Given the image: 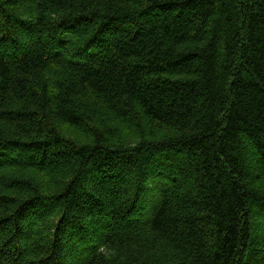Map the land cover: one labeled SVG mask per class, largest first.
<instances>
[{
  "label": "trees",
  "instance_id": "trees-1",
  "mask_svg": "<svg viewBox=\"0 0 264 264\" xmlns=\"http://www.w3.org/2000/svg\"><path fill=\"white\" fill-rule=\"evenodd\" d=\"M0 264H264V0H0Z\"/></svg>",
  "mask_w": 264,
  "mask_h": 264
}]
</instances>
